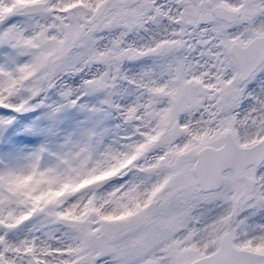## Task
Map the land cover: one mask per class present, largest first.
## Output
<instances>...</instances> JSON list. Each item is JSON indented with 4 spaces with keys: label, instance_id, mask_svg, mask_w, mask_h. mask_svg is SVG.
Instances as JSON below:
<instances>
[{
    "label": "snow or ice",
    "instance_id": "1",
    "mask_svg": "<svg viewBox=\"0 0 264 264\" xmlns=\"http://www.w3.org/2000/svg\"><path fill=\"white\" fill-rule=\"evenodd\" d=\"M0 264H264V0H0Z\"/></svg>",
    "mask_w": 264,
    "mask_h": 264
}]
</instances>
